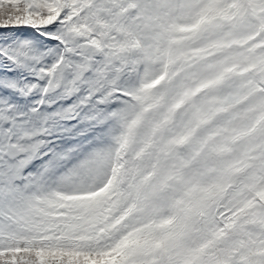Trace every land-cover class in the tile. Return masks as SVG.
<instances>
[{
	"label": "snow or ice",
	"instance_id": "obj_1",
	"mask_svg": "<svg viewBox=\"0 0 264 264\" xmlns=\"http://www.w3.org/2000/svg\"><path fill=\"white\" fill-rule=\"evenodd\" d=\"M0 264H264V0H0Z\"/></svg>",
	"mask_w": 264,
	"mask_h": 264
}]
</instances>
